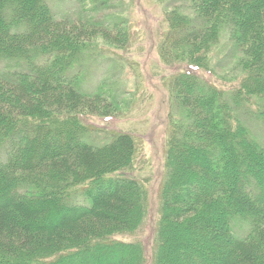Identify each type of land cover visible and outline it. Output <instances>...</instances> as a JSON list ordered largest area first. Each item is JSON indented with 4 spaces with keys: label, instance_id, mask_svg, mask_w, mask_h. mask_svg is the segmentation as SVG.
<instances>
[{
    "label": "trees",
    "instance_id": "16d2710c",
    "mask_svg": "<svg viewBox=\"0 0 264 264\" xmlns=\"http://www.w3.org/2000/svg\"><path fill=\"white\" fill-rule=\"evenodd\" d=\"M48 1L0 0V264H133L120 236L148 210L123 173L135 138L96 144L80 117L119 103L84 82L99 59L122 64L102 51L126 52L131 33L118 0H77L74 16ZM164 2L178 71L153 264H264V0ZM212 56L229 64L223 87Z\"/></svg>",
    "mask_w": 264,
    "mask_h": 264
},
{
    "label": "rangeland",
    "instance_id": "374dc122",
    "mask_svg": "<svg viewBox=\"0 0 264 264\" xmlns=\"http://www.w3.org/2000/svg\"><path fill=\"white\" fill-rule=\"evenodd\" d=\"M76 1L49 0L48 2L54 12L62 6L61 8L68 10L69 14L72 13L74 16L76 12L71 7ZM55 2L58 4L56 5ZM113 4L116 5L115 11L126 18L131 37L125 48L126 52L119 53L123 50L114 49L113 46L108 48L109 51L104 48L102 52L107 54V58H114V56L117 58L118 55L122 64L116 65L114 62H103L99 59L98 65L92 74L86 76L84 83H87L86 88L90 90L95 89L102 81L109 85L113 84L117 87L119 103L113 106L106 116L83 115L80 117L83 122L98 129L96 132L89 131L87 137L96 144L111 139L114 132H126L135 138L137 153L132 168L123 173L143 182L148 193V210L135 229L121 235L120 238L121 241L134 244L141 251L137 256L130 252L127 263L153 264L152 254L155 247L156 228L161 215L160 199L165 171L166 141L170 126L171 78L177 73L178 66L170 64L173 61L171 56L161 53V43L168 30L164 15L168 7L164 0H118ZM208 57L201 59L202 62ZM216 63L218 64L217 58L212 56L211 79H216L215 84L223 87L228 80L223 78L222 72L228 66L223 68L221 65L228 63L226 61H223L221 65ZM233 82L235 84L233 87H236L238 82ZM259 131L264 138V128ZM49 221L44 220L42 224H47ZM5 264L18 263L8 261Z\"/></svg>",
    "mask_w": 264,
    "mask_h": 264
}]
</instances>
